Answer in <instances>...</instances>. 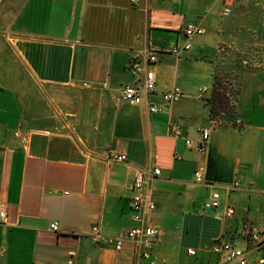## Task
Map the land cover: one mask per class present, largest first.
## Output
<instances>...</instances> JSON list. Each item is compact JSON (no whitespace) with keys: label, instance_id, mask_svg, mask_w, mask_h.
I'll return each instance as SVG.
<instances>
[{"label":"crops","instance_id":"crops-1","mask_svg":"<svg viewBox=\"0 0 264 264\" xmlns=\"http://www.w3.org/2000/svg\"><path fill=\"white\" fill-rule=\"evenodd\" d=\"M0 8L13 9L5 31L25 71L23 90L0 89V264H235L210 248L214 239L245 248L246 232L264 229V0H0ZM189 24L204 34L175 58ZM144 48L157 56L155 91L135 106L119 95L141 81L129 64ZM216 80L234 91V113L201 154L171 129L199 139ZM172 88L182 98L167 104ZM119 155L124 162L112 160ZM146 167L160 170L145 217L158 237L137 262L131 244L116 252L90 235L97 227L115 238L134 225L132 183ZM197 170L219 193L218 210L207 207L211 189L194 183ZM233 183L241 188L226 192ZM225 205L234 208L228 221L219 217ZM248 264H264V252L251 251Z\"/></svg>","mask_w":264,"mask_h":264},{"label":"built area","instance_id":"built-area-1","mask_svg":"<svg viewBox=\"0 0 264 264\" xmlns=\"http://www.w3.org/2000/svg\"><path fill=\"white\" fill-rule=\"evenodd\" d=\"M132 3H136L137 0H130ZM232 3H236L238 0H228ZM228 9H223V14H228ZM184 41L181 46H175L169 54L175 58H179L184 52L191 49V45L195 37L203 35L204 30L199 25L189 24L181 31ZM157 61L156 54L149 48H144L138 53L136 57L130 60L129 68L132 71L143 73V77L137 86H125L120 91L119 99L121 102L131 105H141L144 99L155 91V76L151 71L152 65ZM228 90V89H227ZM207 92V89L202 88L198 91V97L202 98ZM226 96L230 97L228 94ZM163 101L167 104H174L180 101L182 94L178 88H172L170 91L162 95ZM229 106L232 107L233 103L229 101ZM148 113L159 112V107L146 106ZM223 114V113H222ZM233 114V113H232ZM222 125L209 121V124L200 129V137L193 142L192 140L183 137L181 129L177 125H172L171 133L174 139H183L185 146L198 153L204 154L207 150L209 137L212 129ZM114 162H124L125 156L119 155L112 157ZM160 176V170L157 167H146L140 172L132 183L133 195L129 199L130 218L134 225L115 238H107L101 236L97 227L91 229L90 240L94 245L109 244L112 245L114 251L120 252L124 243H129L134 248V257L138 262L147 260L150 257L151 250L157 241L158 230L150 228L146 225L145 217L147 214L155 211V204L152 202L149 195V186ZM193 181L198 185L209 187L210 197L207 202V207L213 210L220 208V195L213 188V186L204 181V177L200 170H197L193 174ZM241 188L239 183H233L230 187L226 188V192L230 193ZM221 219L228 221L234 216V208L230 205H225L221 208ZM5 206L0 203V223H4L6 219ZM49 229L52 232H57L58 227L56 224H51ZM245 241L247 246L245 248H239L230 242L223 241L222 239H214L210 248L211 253L217 255H226L229 263L235 264H248V255L251 251L264 252V229H250L246 232ZM4 250H1L3 253ZM190 256H194V252L189 251ZM71 264V263H67Z\"/></svg>","mask_w":264,"mask_h":264},{"label":"rangeland","instance_id":"rangeland-1","mask_svg":"<svg viewBox=\"0 0 264 264\" xmlns=\"http://www.w3.org/2000/svg\"><path fill=\"white\" fill-rule=\"evenodd\" d=\"M5 8H0V13L3 11V14H0V89L5 88H19V90L24 89V85L22 82L24 81L25 71L23 69L16 68L17 56L16 50L14 49L12 38L10 37V33L6 32V28L9 25V18L13 9H7L4 12ZM15 85V86H14ZM223 91L229 95L230 100L234 96V91L227 90L226 85L222 84ZM36 99H39L34 103V106L39 109L40 113H44L46 109V105L43 100L36 95ZM34 101V100H33ZM234 113V106L230 107L228 105L227 108L223 109V114L218 112V109L215 111H210L209 119L207 121V125L209 121H213L218 124H226L229 120L232 119ZM230 124V123H229Z\"/></svg>","mask_w":264,"mask_h":264},{"label":"trees","instance_id":"trees-1","mask_svg":"<svg viewBox=\"0 0 264 264\" xmlns=\"http://www.w3.org/2000/svg\"><path fill=\"white\" fill-rule=\"evenodd\" d=\"M222 82L216 80L213 86L212 95L209 100L211 103V111L218 109L219 113H223V109L227 108L229 105V98L226 96V93L223 91Z\"/></svg>","mask_w":264,"mask_h":264}]
</instances>
